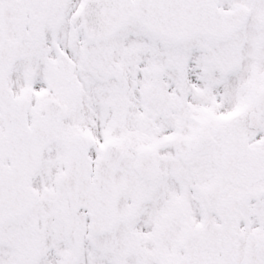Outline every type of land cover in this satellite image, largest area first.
<instances>
[{
    "label": "snow or ice",
    "instance_id": "1",
    "mask_svg": "<svg viewBox=\"0 0 264 264\" xmlns=\"http://www.w3.org/2000/svg\"><path fill=\"white\" fill-rule=\"evenodd\" d=\"M0 264H264V0H0Z\"/></svg>",
    "mask_w": 264,
    "mask_h": 264
}]
</instances>
